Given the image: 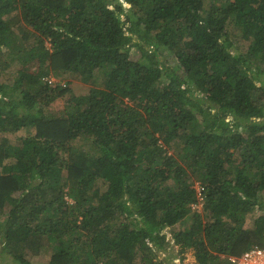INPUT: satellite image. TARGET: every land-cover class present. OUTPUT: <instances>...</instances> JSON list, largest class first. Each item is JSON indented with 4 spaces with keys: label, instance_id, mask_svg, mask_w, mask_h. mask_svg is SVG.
<instances>
[{
    "label": "trees",
    "instance_id": "1",
    "mask_svg": "<svg viewBox=\"0 0 264 264\" xmlns=\"http://www.w3.org/2000/svg\"><path fill=\"white\" fill-rule=\"evenodd\" d=\"M263 79L264 0H0V251L160 264L180 222L195 264L263 247Z\"/></svg>",
    "mask_w": 264,
    "mask_h": 264
},
{
    "label": "rangeland",
    "instance_id": "2",
    "mask_svg": "<svg viewBox=\"0 0 264 264\" xmlns=\"http://www.w3.org/2000/svg\"><path fill=\"white\" fill-rule=\"evenodd\" d=\"M131 27L134 28L133 32L136 35H138V37L142 35V32H140L139 28H137L136 26H131ZM227 31L229 35L228 42L229 44H231L233 51L236 53L244 52L246 50V42L240 38L239 32L235 28H233L231 24L228 25ZM163 56H164L165 62L168 65L172 66L174 68V71H176L177 73H181V68L178 66V64L176 63V60L174 59L172 55L170 54L166 55V53H164ZM14 67L16 66L11 67L8 71L10 72L13 71ZM11 78L12 76L9 75V79ZM95 78L97 81L100 80V74L97 71L95 72ZM5 79H7V74L4 75V78H1V80H5ZM67 79H68V76H67ZM61 80H62V77H61ZM263 82H264V79H263ZM70 87L72 89L71 91L73 94L82 95L88 92L90 85L83 84L78 81H72L70 84ZM60 105H61L60 101L56 102L55 104L51 106V109L55 108L54 110H56ZM26 134H27L26 130L22 129L15 134H12V135L8 134V135L10 138L16 139V137L18 138L19 136H24ZM85 148H89V147L85 146ZM97 186L100 189L105 188V184L100 179L97 181ZM248 218H249V222L251 223L252 218L250 216H248ZM186 226L187 224L185 222H180V223L175 224L172 227H168L164 229V233L166 234L165 248L159 249L156 252V256H155V259H157V261L160 264H195V258L193 256L192 251L191 250L185 251L183 254H181L182 255V258H181V255L177 253V247L173 244V241H172V235L177 232H181V230L185 228ZM50 255H51V250L49 249V250H44L40 254H37V255L29 254L27 257H28V260L32 262L33 264H49ZM0 264H19V263L15 261L11 257V255H9L6 251H0Z\"/></svg>",
    "mask_w": 264,
    "mask_h": 264
},
{
    "label": "built area",
    "instance_id": "3",
    "mask_svg": "<svg viewBox=\"0 0 264 264\" xmlns=\"http://www.w3.org/2000/svg\"><path fill=\"white\" fill-rule=\"evenodd\" d=\"M45 80L51 85L55 84L53 77L45 78ZM62 84L63 82H60V85ZM195 188L197 202L191 205V209L200 212L203 203L202 190L198 183H195ZM221 259H226L229 264H264V246H253L239 255H221Z\"/></svg>",
    "mask_w": 264,
    "mask_h": 264
}]
</instances>
